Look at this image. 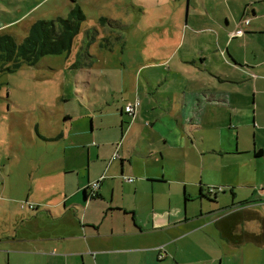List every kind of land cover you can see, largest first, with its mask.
<instances>
[{"label":"crops","instance_id":"obj_1","mask_svg":"<svg viewBox=\"0 0 264 264\" xmlns=\"http://www.w3.org/2000/svg\"><path fill=\"white\" fill-rule=\"evenodd\" d=\"M172 1L174 8L182 6L183 26H187L185 30L179 27L182 40L178 38L164 51H155L152 57H156L150 60V65H144L157 78L155 84L151 78H144L146 88L142 92L160 100L159 114L149 119L138 118L140 100L136 96L130 102L116 104L115 117H109L108 111L103 116L101 107L109 104L102 101L96 104L100 103L99 110L94 109L91 115L83 114L77 120L67 117L60 134L45 136V143H54L55 150L42 151L46 153L44 159L31 165L26 155L18 173L17 169L16 173L8 171L5 181L0 178V262L264 264L262 201L247 203L249 198L237 199L234 195L229 202L206 203L201 196L206 189L201 185L204 161L197 163L198 180L191 181L188 176L197 170L192 168L187 173L185 155L178 153L175 158L168 151L184 147L185 139L190 146L197 144L195 139L204 146V134L197 131L209 127L201 124L205 107H215L219 112L231 107L230 101L248 99L250 93L256 95L254 87L248 93H231L184 77L203 72L218 83L240 84L243 79L223 77L207 66L206 52L221 48L224 42L228 44L225 58L232 65L236 66V60L231 54L240 53L243 56L240 65L247 69L246 74L251 75L260 67L264 69V46L259 49L253 40L254 31L258 35L264 33V26L256 22L264 17V0ZM49 2L56 3L55 0H0V28L19 25L21 20L29 27L36 20L28 23L26 16ZM53 16L56 15L48 18ZM157 23L154 27H159ZM163 24L171 26L168 20L162 27ZM241 27L248 32L243 33ZM237 30L245 42L229 52L231 42L238 39L232 36ZM185 31L198 44L191 47L184 42ZM0 34L16 36L7 31ZM142 35L148 36L145 31ZM86 83L83 91L89 89L90 84ZM192 84L196 87H189ZM259 93L264 95V91ZM133 101L138 106L134 117L129 119L123 115L122 108ZM96 111L98 116L94 114ZM221 113L216 116L218 126L212 138L207 140V153L216 155L220 161L230 158L226 156H243V159L231 166L220 163V168L254 164L253 161L264 157V117H251L250 110L232 108L224 117ZM134 125L148 135L156 131L161 143H147ZM246 128L250 129L251 144L247 143ZM133 139L137 142H129ZM258 139L263 142L257 144ZM207 153H200L198 148V156L203 158ZM113 156L117 158L112 160ZM208 168L212 173L221 172L212 164ZM124 177L133 179L127 181ZM97 181L96 196L89 199L90 188H87ZM215 183L212 185L219 182ZM258 185L264 190V186ZM262 191L257 193L258 199L264 198ZM21 202L36 208L19 209Z\"/></svg>","mask_w":264,"mask_h":264},{"label":"rangeland","instance_id":"obj_2","mask_svg":"<svg viewBox=\"0 0 264 264\" xmlns=\"http://www.w3.org/2000/svg\"><path fill=\"white\" fill-rule=\"evenodd\" d=\"M55 1V5L50 2L40 5L26 16V21L30 23L41 19L42 16L45 20H50L48 17L52 14L56 15L53 18L63 17L69 12L68 7L77 5L84 20L80 23L79 31L73 38L70 49L60 55H45L39 59L36 66L21 65L12 72H0V178L4 181L8 171L13 172L17 169L18 173L20 164L26 161V155L30 157L31 165L33 161L44 159L46 153H41L42 151L55 150L54 143H45L43 138L60 134L68 121L67 117L75 119L83 114L91 115L96 108L99 110L101 105L100 103L96 105L98 102L105 101L103 103L109 104V106L101 107L103 116L108 111L109 117H115L116 104L122 105L123 101L130 102L137 96L140 100L138 118L143 120L157 117L159 114L157 105L160 100L156 97H148L142 92V89L146 88L144 78H151V82L155 84L157 74H150L152 70L144 65H150V60L156 57H152L155 51L166 50L178 38L182 40L180 32L187 27L186 24L183 26L181 4L174 8L172 0H74L73 3L71 0ZM43 13L45 14L42 15ZM227 14L229 15L228 11ZM189 16L190 14L188 18ZM101 18L103 21L100 20ZM157 19L160 21L158 22ZM166 20L171 22V26L163 24L162 27L161 24ZM20 22L19 25L1 27L0 33L13 32L17 40H22L26 36L25 30L28 25L25 26V21ZM256 22L264 26V17L257 19ZM156 23L159 27H154ZM179 27L182 28L181 31ZM243 28L241 27L242 32L247 33L248 31ZM143 31L148 34L146 38H143ZM253 33L255 46L262 48L264 33L262 32V35H258L257 31ZM242 37L238 35V39L231 42V47H228L229 52L243 46L245 41ZM183 41L191 47L194 43L198 44V40L195 42L187 31L184 33ZM227 45L224 42L221 48L206 52L207 66L223 77L243 79L240 84L218 83L215 78L203 72L185 76L184 80L199 81L203 86H212L231 93H248L250 88L254 87L256 94L254 97L253 93H250L248 99L238 98L235 102L230 101L231 107H224L219 112H222L224 117L229 108H232L240 111L250 110L251 117H264V95H259V92L264 91V69L260 67L253 70V75L246 74L247 69L240 65L243 63V56L240 53L231 54L236 60L231 58L236 66L232 65L225 58L224 49ZM137 70H141V73ZM153 76L154 79H152ZM86 82L90 86L88 90L83 91L87 88ZM189 87H196V85L192 84ZM152 108H154L153 111H151ZM219 112L212 106L204 109L201 124L209 125V127L200 128L197 131L200 135L204 134V137L202 135L206 141L204 146L198 139H195L197 144L190 146L185 139L184 147L172 148L168 151L175 158L179 156L178 153L185 155L184 170L187 173L192 168L197 170L192 176H188L191 181L198 180L197 163L199 160H201L200 163L204 161L205 167L201 180L203 188L231 186L237 199H255L258 184L264 186V157L253 161L254 164L220 168V163L226 162L228 166L238 164L243 156L238 158L226 156L230 158L220 161L216 155L207 153L209 148L206 143L212 138L218 126L216 116ZM94 114L97 115V111ZM133 128L135 130L137 128V131L142 133L147 143H161L156 131L153 130L148 135L147 131H142L137 125ZM246 133L247 143H250L249 128H246ZM24 137H30L31 140H24ZM129 142L136 143L137 139L129 140ZM256 142L260 144L263 141L258 139ZM116 145L119 147L120 141ZM198 148L200 153L203 151L207 153L203 155V158L198 156ZM12 156L15 157L14 161L11 159ZM136 158L139 159L137 156ZM211 164L221 172L212 173V169L208 168ZM177 166L182 167V165ZM127 179L129 178H123V180ZM215 182L219 183L216 186L212 185L216 184ZM230 198L229 192L225 190L224 193L218 192L215 199L212 197L209 199L223 203L229 202ZM261 199H257L256 202L262 201L260 203L262 205L264 198L261 197ZM260 207L263 208L264 213V205ZM0 264H5V261Z\"/></svg>","mask_w":264,"mask_h":264},{"label":"trees","instance_id":"obj_3","mask_svg":"<svg viewBox=\"0 0 264 264\" xmlns=\"http://www.w3.org/2000/svg\"><path fill=\"white\" fill-rule=\"evenodd\" d=\"M83 20L78 6L72 5L63 17L33 22L22 40H17L16 36L10 34H0V72H12L21 65L36 66L39 59L45 55H60L68 51ZM100 20L103 21L102 18ZM122 113L129 119L134 117L124 113L123 108ZM89 188L90 186L87 190ZM95 196V192L93 195L89 194V199ZM262 223L264 224V221Z\"/></svg>","mask_w":264,"mask_h":264},{"label":"built area","instance_id":"obj_4","mask_svg":"<svg viewBox=\"0 0 264 264\" xmlns=\"http://www.w3.org/2000/svg\"><path fill=\"white\" fill-rule=\"evenodd\" d=\"M241 34V31L240 30H237L235 31L234 33H232V36H238ZM138 106V103L137 101H133L132 103H129V104H126L124 107H123V112L126 113L127 115H134L135 114V110ZM117 157L116 156H113L112 157V160L113 159H116ZM127 181H131V179H127ZM96 183H93L90 185V195H93L94 193V188H96ZM20 208H24V209H27V210H33L36 208L35 205L31 204V203H28V202H23L20 204Z\"/></svg>","mask_w":264,"mask_h":264},{"label":"flooded vegetation","instance_id":"obj_5","mask_svg":"<svg viewBox=\"0 0 264 264\" xmlns=\"http://www.w3.org/2000/svg\"><path fill=\"white\" fill-rule=\"evenodd\" d=\"M257 189L258 190L255 191L257 193H260L263 190L262 187H260V186H258ZM225 190H227L229 192L230 197H234L235 194L233 193V189L231 191V189H227V188L225 189L222 186H219V187H206V189L204 190V195H201V196H203L204 199H207L206 201H210L209 198L212 197L214 199L218 192L224 193ZM257 199L258 198L256 196L255 199H251V200L248 199V201H246V202L248 203V202H251V201H254V200H257ZM211 201H214V200H211ZM243 203H244V201L241 202L240 204H243Z\"/></svg>","mask_w":264,"mask_h":264}]
</instances>
